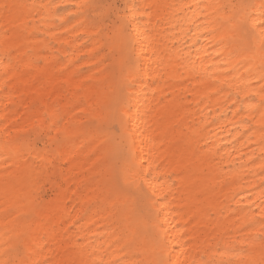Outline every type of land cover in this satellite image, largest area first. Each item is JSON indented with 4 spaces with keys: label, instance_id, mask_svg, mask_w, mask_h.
<instances>
[{
    "label": "bare ground",
    "instance_id": "1",
    "mask_svg": "<svg viewBox=\"0 0 264 264\" xmlns=\"http://www.w3.org/2000/svg\"><path fill=\"white\" fill-rule=\"evenodd\" d=\"M149 1L129 0L123 15L127 27L124 42L130 40L129 52L135 57L123 76L132 86L125 90L126 103L122 101L119 108L128 146L121 175L125 182L134 178L144 186L154 232L150 243L137 242L133 246H139L145 260L157 259V254H163L169 264H207L202 256L207 260L216 256L215 264H264V188L249 179L250 176L244 179V166L255 171L264 169V149L259 151L258 160L251 157L253 149L242 152L250 130L244 117L253 122L256 138L264 133V104L261 105L264 100V0L248 1L241 15L232 10L224 14L226 0H183L182 9L188 11L183 12L182 23L171 26V31L181 44L188 40L185 49L158 43L156 31L139 18L143 13L138 4ZM3 4L12 7H0V261L6 264H137L130 255L133 247L128 244L133 226L130 227V219L119 213L114 201L108 198L111 194L107 197L105 193H98L101 212L93 206L82 216L83 206L92 193L88 187L79 190L91 164L83 138L72 145L62 144L58 152L73 186L59 189L53 204L34 219L30 228L21 222L19 214L24 205L19 192L23 182L19 177L26 163L24 148L14 136L23 124L54 122L58 114L65 113L66 95L76 99L80 81L73 69L53 74L48 66L38 64L36 53L30 50L31 44L20 32L22 23L26 26L27 10H22L14 0H0V5ZM134 6L138 11L129 24ZM242 28L246 30L244 34ZM177 64L192 74V91L203 97L202 122L208 126L195 131V140L203 152L215 156L222 164H231L226 170L215 167L213 181L224 177L231 181L214 194L226 193L231 199L233 208H226V214L235 217L233 230L240 232L250 225V231L240 232L236 249L230 250V241L224 237L215 238L209 244L208 238L213 234L207 230L202 234L199 225L208 216L206 207L196 204V193L205 191L189 181L183 170L190 159L188 154L183 150L180 155L176 154L160 133L159 127L171 125L178 111L177 107L169 111L171 108L156 102L151 93L162 90L161 75L174 74ZM257 79L262 83L255 84ZM60 81L68 83V92L58 102L60 93L56 92L55 83ZM147 89L149 96H146ZM230 94L231 114L221 118L222 110L217 113L216 107L222 109ZM238 106L245 112H237ZM37 156L47 158L44 152ZM170 173L179 188L170 184L167 178ZM263 177L264 173L258 180ZM186 182L189 187L185 188ZM68 197L79 204L73 212L64 204ZM215 198L211 202L213 207L219 203ZM101 217L108 218V223L98 230ZM224 218L232 222L230 217ZM215 223L220 222L216 219ZM69 224L74 225L73 233L66 229ZM20 240L19 252L16 247Z\"/></svg>",
    "mask_w": 264,
    "mask_h": 264
},
{
    "label": "rangeland",
    "instance_id": "2",
    "mask_svg": "<svg viewBox=\"0 0 264 264\" xmlns=\"http://www.w3.org/2000/svg\"><path fill=\"white\" fill-rule=\"evenodd\" d=\"M15 1L20 4L22 10L28 12L25 17L26 26L22 23L23 29L20 32L22 38L26 37L31 44L30 50L36 53L38 64L48 66L53 74L73 69L74 74L78 76L76 78L80 81V86L77 88L79 95L76 99L70 98L67 94L68 83L64 81L55 83L56 92L60 93L58 102L67 94L65 113L58 114L54 122L23 124L14 136L24 148L26 163L19 177L23 182V188L19 192L21 203L24 205L19 214L21 222L25 228H30L34 219L53 204L59 189L73 186L58 152H61L62 144L72 145L83 138L86 142L84 146L87 147L89 159L87 160L91 164L79 190L88 187L92 193L87 199L90 200L83 206L82 216L93 206H97L98 212H101L102 204L98 207V193H105L107 197L108 193L111 194L112 196L108 198L114 201L119 213L126 214V218L130 219V227L133 226V232L125 231L126 234L132 232L131 242H128L130 247H133L130 255L135 258L137 264H151L155 259L145 260L138 250L139 246H133L137 242L150 243L154 234L150 226L152 210L144 199L145 194L148 193L140 181L131 178L129 182H125L121 175L128 146L122 132L124 121L119 108L126 103L124 92L129 87L125 83L129 80L123 76L126 67L135 57L129 52L130 40L124 42L127 27L123 15L126 13V4L129 0ZM182 1L150 0L138 4L140 12L143 13L139 18L156 31L158 43L186 48L188 40L181 44L176 39V33L172 34L171 31V26L174 23L176 25L182 23V14L188 11L187 8L182 9ZM248 1L250 2V0H226L222 10L226 15L230 10L241 15L246 7L240 6H247ZM106 5H113L114 9L110 11L105 7ZM46 9L47 13H45ZM245 32L246 30L242 28L241 33ZM70 54L72 58L69 57ZM174 70L175 73H170L167 77L162 74L159 81L163 86L162 90H154L151 93V97L156 102L163 103L165 107L169 106L171 108L169 111L175 110L176 107L178 111L171 125L159 127L160 133L176 154L180 155L182 150L188 154L187 158L189 156L190 159L184 164L183 170L189 181L195 182L205 191L196 193V204L200 207L205 206L208 216L207 221L199 225L202 234L206 230L207 233L213 234L208 238L209 244L215 242V238L224 237L230 241V250L236 249V240L240 238V232L250 231V225L240 232L233 230L235 217L231 213V215L226 214V208H233L231 199L226 197V193H217V198H215L217 194H214L229 186L231 181L225 177L213 181L215 167L226 170L231 168V164H222L215 156H209L202 151L200 143L195 140V131H201L203 127L208 126L206 122H202L204 121L201 113L203 97L192 91V74L184 72L180 64L175 65ZM254 82L258 84L262 83V80L257 79ZM149 95L147 89L146 96ZM231 96L228 95L224 100L222 109L216 107L217 113L222 110L221 118L231 114L233 106ZM75 100L78 103L74 102ZM263 104L264 100L261 102V105ZM237 112L241 114L245 111L238 106ZM244 121H247L250 130L245 138L242 152L253 149L251 157L253 160H258L261 156L259 151L264 149V133L256 138L251 119L244 117ZM42 152L46 154V159H39L37 156ZM263 173L264 169L255 171L248 165L244 166V179L250 176L249 179L259 182L262 188H264V177L261 180H258V177ZM167 178L170 184L179 188L172 173L168 174ZM68 180L70 182L67 184ZM239 182L241 183L240 180ZM187 186L189 187V182H186L184 187ZM72 197L64 200L70 212L79 205ZM214 198L221 204L218 203L213 207L211 202ZM224 216L230 217L232 222L226 221ZM216 219L219 220V225H216ZM107 223L106 217L98 219V230ZM117 224L119 225L118 220ZM66 229L70 233L75 231L74 225L71 224L66 226ZM16 250L19 252L22 250L21 240ZM160 256L157 254V258ZM202 259L207 264H215L217 257L213 256L207 260L202 256Z\"/></svg>",
    "mask_w": 264,
    "mask_h": 264
},
{
    "label": "snow or ice",
    "instance_id": "3",
    "mask_svg": "<svg viewBox=\"0 0 264 264\" xmlns=\"http://www.w3.org/2000/svg\"><path fill=\"white\" fill-rule=\"evenodd\" d=\"M0 7L4 8V9H8L10 7H12L11 5H8V4H3V5H0ZM105 7H107L110 11L114 9V6L113 5H106ZM241 8H245L246 5H241L240 6ZM138 11V8H136L135 6L133 7V9L131 10L132 12V15L128 18V23L130 24L132 21L135 20L136 18V13ZM262 47H264V36H262ZM127 86L131 87L132 84H131V81H126L125 82ZM0 264H6V262H3V261H0ZM151 264H169V262L167 260H165L163 258V254H161V256L155 260H153L151 262Z\"/></svg>",
    "mask_w": 264,
    "mask_h": 264
}]
</instances>
